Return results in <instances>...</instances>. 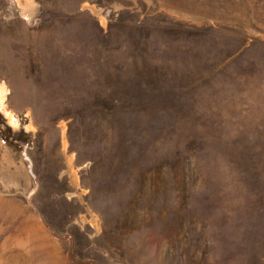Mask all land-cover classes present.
<instances>
[{
	"label": "rangeland",
	"instance_id": "1",
	"mask_svg": "<svg viewBox=\"0 0 264 264\" xmlns=\"http://www.w3.org/2000/svg\"><path fill=\"white\" fill-rule=\"evenodd\" d=\"M0 264H264V0H0Z\"/></svg>",
	"mask_w": 264,
	"mask_h": 264
}]
</instances>
